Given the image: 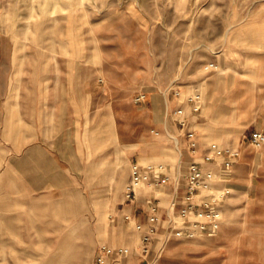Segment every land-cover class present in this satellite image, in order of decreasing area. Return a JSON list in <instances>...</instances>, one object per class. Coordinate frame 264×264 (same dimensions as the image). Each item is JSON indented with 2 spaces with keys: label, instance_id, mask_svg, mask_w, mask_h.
<instances>
[{
  "label": "rangeland",
  "instance_id": "1",
  "mask_svg": "<svg viewBox=\"0 0 264 264\" xmlns=\"http://www.w3.org/2000/svg\"><path fill=\"white\" fill-rule=\"evenodd\" d=\"M10 51L90 54L80 62L88 79L95 78V119L78 124L77 139L69 142L77 143L88 159L109 151L114 174L101 182L98 172L81 167V185L65 188L62 202H53L59 195L14 196V181L6 177L0 182V264H98L101 246L114 245L111 233L102 231L118 227V220L112 221L116 215L110 217L112 208L123 196L133 165L141 163L130 151L138 146L133 143L158 139L159 132L172 147L169 137L181 133L170 117L176 102L170 103L175 98L169 88L180 90L185 102L201 94L205 114L217 75H235L246 85L255 74L264 77V0H0V52ZM210 63L217 69H209ZM246 85L231 106H223L222 117L229 116L232 126L214 123L218 135L237 131V120L248 115L252 100ZM141 90L146 100L136 104ZM107 111L111 121L103 122ZM251 130L241 140L248 142ZM176 141L175 159L180 156ZM215 142L198 140L197 157L212 145L231 147L222 145L220 136ZM2 153L7 156L6 149ZM240 174L227 182L232 193L219 233L196 238L166 234L155 264H264L261 160ZM140 191H149L147 184ZM142 222L143 216L133 217L124 228L138 232Z\"/></svg>",
  "mask_w": 264,
  "mask_h": 264
},
{
  "label": "crops",
  "instance_id": "2",
  "mask_svg": "<svg viewBox=\"0 0 264 264\" xmlns=\"http://www.w3.org/2000/svg\"><path fill=\"white\" fill-rule=\"evenodd\" d=\"M68 54L65 56L60 52L47 51L0 52V148L6 149L7 152V156H3L2 149L0 150V165L4 164L0 169V182L6 177L13 179L15 189L11 192L14 196L59 195L53 202H62L65 188H77L81 185L78 178L81 167L84 169L87 165V169L98 172L97 177L101 182H107L106 178L109 179L107 176L110 172L114 174L109 151L88 159L86 155L80 154L77 143L69 142L77 139L75 130L78 124H85L87 118L90 123L94 121L95 115L91 110L92 106L94 107L96 89L93 86L95 78L91 81L88 79L85 65L80 62L89 59L90 54L87 58H81L79 53L75 52ZM208 67L211 70L217 69L214 63L208 64ZM232 77L229 79L228 75L223 73L217 75L216 88L208 98L206 113L204 114L205 103L202 97L201 111L191 115V122L197 131V140L201 143H218L215 141L219 140L220 136L222 145L228 144L240 151L238 162L231 171L230 180L235 182L244 170H254L259 159L264 168V146L256 149L250 141L241 140L248 130L252 129L249 136L257 130L264 132V77L255 74L247 85L235 75ZM241 82L243 84H240ZM245 85L250 101L252 100L247 107L248 115L237 120L240 129L222 131L218 135L214 123L229 128L232 126L229 116L222 117L223 106H231L235 96L238 97L239 92L245 90ZM174 98L175 101L171 100L170 103L176 102L175 107L186 104L183 95L181 98ZM217 101L221 102L220 105H217ZM110 119V111H107L103 122H109ZM151 122L162 128L161 122L152 119ZM173 123L179 129L176 122ZM157 136L158 139L147 138L133 143L138 146L132 147L130 151L137 155L142 163L138 164L141 166H147L145 163L165 164L171 179L160 186L147 185L149 191H140L132 201L125 198L131 181L129 179L123 196L117 199L110 214V217L116 215L112 221L117 219L118 227L102 231L103 235H107L108 231L111 233V241L114 244L110 245L111 248H124L127 254L109 258L106 264H148L151 260H154L155 264L164 248V236L168 232L166 222L160 226L147 254L142 253L140 232L131 230L130 226L125 229V222L129 219L130 224L133 217L138 221L142 216L146 221V199L150 197L161 206V222L166 217V211L177 213L182 207L184 175L196 156L189 151L188 142L181 133L177 137L180 146V156L177 159L172 154L175 150V140L172 141L169 137L174 146L170 147L169 142L165 141L166 135L161 136L159 133ZM65 147H72L73 150L64 151ZM142 158H147L148 161H142ZM173 160L179 162L172 165L170 161Z\"/></svg>",
  "mask_w": 264,
  "mask_h": 264
},
{
  "label": "built area",
  "instance_id": "3",
  "mask_svg": "<svg viewBox=\"0 0 264 264\" xmlns=\"http://www.w3.org/2000/svg\"><path fill=\"white\" fill-rule=\"evenodd\" d=\"M175 97L181 98L182 93L174 87L169 88ZM146 100V92L141 90L136 93L134 102L141 104ZM202 95L195 93L187 98L186 104L178 105L170 113V117L179 126L181 134L188 142L189 151L197 157L200 146L197 140V131L192 127L191 115L199 113L202 107ZM159 134V132H155ZM176 141L175 136H171ZM250 143L255 148L264 146V132L254 131L249 136ZM194 158L184 175V195L181 199L182 207L179 211H166L165 219L161 222V206L152 197L146 199L147 219L137 223L136 229L141 234L142 253L150 251V245L159 232L163 222H166L167 234L196 238L201 236H216L224 220L226 199L232 193L227 182L231 178V171L238 162L240 151L231 147L220 148L212 145L205 150L204 155ZM171 178L167 174L165 164L141 166L133 165V172L128 190L125 192L126 200H135L138 189L143 185L160 186ZM220 184V186H219ZM220 187L214 191V187ZM176 203H174L175 205ZM127 254L124 248L113 249L104 244L97 257L98 264H105L109 258ZM154 264V260L148 262Z\"/></svg>",
  "mask_w": 264,
  "mask_h": 264
}]
</instances>
